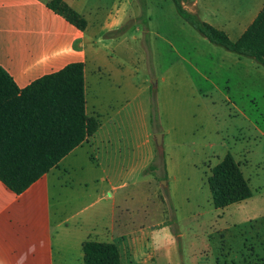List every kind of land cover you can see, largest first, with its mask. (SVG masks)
<instances>
[{
	"label": "rangeland",
	"instance_id": "rangeland-1",
	"mask_svg": "<svg viewBox=\"0 0 264 264\" xmlns=\"http://www.w3.org/2000/svg\"><path fill=\"white\" fill-rule=\"evenodd\" d=\"M111 3L102 0L108 11L122 9L129 18L110 33L122 37L109 63L113 78L101 82L88 106L104 123L110 109L138 95L139 87L150 111L155 103L152 128L163 136L156 150L165 159L172 153L176 164L169 177L162 169L153 173L166 223L136 249L132 262L264 264V66L211 43L184 21L173 0ZM263 3L184 0L183 6L236 40L249 23V10L255 13ZM227 153L252 197L217 209L207 180Z\"/></svg>",
	"mask_w": 264,
	"mask_h": 264
},
{
	"label": "crops",
	"instance_id": "crops-1",
	"mask_svg": "<svg viewBox=\"0 0 264 264\" xmlns=\"http://www.w3.org/2000/svg\"><path fill=\"white\" fill-rule=\"evenodd\" d=\"M50 1L0 0V68L23 90L83 63L86 114L99 116L89 100L113 78L110 64L122 37L110 33L129 16L108 11L102 0H63L87 20L81 31L50 9ZM263 6L249 10L238 38ZM112 67L124 69L121 63ZM139 95L138 87V95L113 106L93 136L22 193L0 180V264H85L88 240L115 244L121 264H139L132 254L166 223L153 173L162 169L169 177L176 167L172 153L164 162L156 159L149 101ZM147 261L141 264H152Z\"/></svg>",
	"mask_w": 264,
	"mask_h": 264
},
{
	"label": "trees",
	"instance_id": "trees-1",
	"mask_svg": "<svg viewBox=\"0 0 264 264\" xmlns=\"http://www.w3.org/2000/svg\"><path fill=\"white\" fill-rule=\"evenodd\" d=\"M173 2L184 21L211 43L264 66V6L242 35L232 40L225 31L187 11L184 0ZM48 7L79 30H86L87 20L65 1L52 0ZM151 106L154 125L153 100ZM100 125L99 116L86 114L83 63L69 64L23 90L0 68V180L15 193H22L57 167L66 155L93 136ZM157 158L165 161L162 150H157ZM207 182L217 209L252 197L249 182L230 153L211 169ZM83 254L85 264H121L115 244L88 240L83 244Z\"/></svg>",
	"mask_w": 264,
	"mask_h": 264
},
{
	"label": "water",
	"instance_id": "water-1",
	"mask_svg": "<svg viewBox=\"0 0 264 264\" xmlns=\"http://www.w3.org/2000/svg\"><path fill=\"white\" fill-rule=\"evenodd\" d=\"M154 140H155V143H156V146L157 148H161L162 146V143H163V136L162 135H159V134H156L154 136Z\"/></svg>",
	"mask_w": 264,
	"mask_h": 264
}]
</instances>
